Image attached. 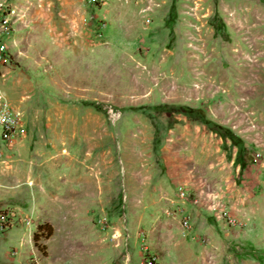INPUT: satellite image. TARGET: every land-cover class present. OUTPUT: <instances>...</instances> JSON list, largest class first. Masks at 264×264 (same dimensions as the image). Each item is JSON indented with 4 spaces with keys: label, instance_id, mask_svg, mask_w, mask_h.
I'll return each instance as SVG.
<instances>
[{
    "label": "rangeland",
    "instance_id": "rangeland-1",
    "mask_svg": "<svg viewBox=\"0 0 264 264\" xmlns=\"http://www.w3.org/2000/svg\"><path fill=\"white\" fill-rule=\"evenodd\" d=\"M171 3L0 0V264H264V0Z\"/></svg>",
    "mask_w": 264,
    "mask_h": 264
},
{
    "label": "built area",
    "instance_id": "built-area-1",
    "mask_svg": "<svg viewBox=\"0 0 264 264\" xmlns=\"http://www.w3.org/2000/svg\"><path fill=\"white\" fill-rule=\"evenodd\" d=\"M10 12L3 8L0 4V37L4 34L7 27V19ZM3 53L0 40V56ZM22 134V124L18 114L10 107L7 101L0 96V145H8L13 143L16 136ZM230 225L235 223L233 218H227ZM24 226L28 227L29 222H24ZM143 264H156L154 257L149 256L143 260Z\"/></svg>",
    "mask_w": 264,
    "mask_h": 264
},
{
    "label": "trees",
    "instance_id": "trees-1",
    "mask_svg": "<svg viewBox=\"0 0 264 264\" xmlns=\"http://www.w3.org/2000/svg\"><path fill=\"white\" fill-rule=\"evenodd\" d=\"M173 3H174V0H172V3H171V5H170V9H171V11H170V13H169V15H168V18L165 20V22H164V24H166L165 26H168L169 24H171V22H172V20H175V16H174V18H173V16H171L172 14H174V12H173ZM169 28H170V26H169ZM95 108V107H94ZM225 138H227V139H229L230 141H234L233 140V136L231 135V134H228V135H226L225 136ZM43 229H45L44 227H38L37 228V233L38 232H43ZM50 234V233H49ZM48 233L46 234V236H47V238H49L50 237V235H49ZM35 237H36V234H33V236H32V241L33 242H35Z\"/></svg>",
    "mask_w": 264,
    "mask_h": 264
},
{
    "label": "crops",
    "instance_id": "crops-1",
    "mask_svg": "<svg viewBox=\"0 0 264 264\" xmlns=\"http://www.w3.org/2000/svg\"><path fill=\"white\" fill-rule=\"evenodd\" d=\"M31 239V238H30Z\"/></svg>",
    "mask_w": 264,
    "mask_h": 264
}]
</instances>
